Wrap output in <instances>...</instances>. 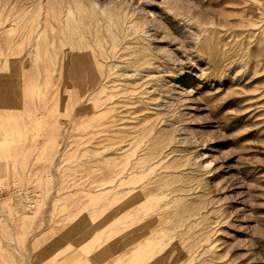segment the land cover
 <instances>
[{"label":"rangeland","instance_id":"374dc122","mask_svg":"<svg viewBox=\"0 0 264 264\" xmlns=\"http://www.w3.org/2000/svg\"><path fill=\"white\" fill-rule=\"evenodd\" d=\"M0 264H264V0H0Z\"/></svg>","mask_w":264,"mask_h":264},{"label":"bare ground","instance_id":"6f19581e","mask_svg":"<svg viewBox=\"0 0 264 264\" xmlns=\"http://www.w3.org/2000/svg\"><path fill=\"white\" fill-rule=\"evenodd\" d=\"M98 113H99L98 115H99L100 119H103L105 117V121L101 122L100 126L104 127L105 125L109 124V125L112 126L113 129L115 128V130H116V126L118 124H120L119 122L121 120H123L124 118L130 117L129 115L121 116L119 114V112L116 113V109L115 108H113V107L112 108H109V107L107 108V107L104 106V104H102L100 106V110H99ZM106 117H108V118H106ZM101 133H104V130H101ZM105 147H106L105 146V142H104V140L102 138L99 141V150L103 151L105 149ZM130 150L131 149L129 148L128 144H117V143L115 144L114 148L112 149L111 156H110L111 157L110 161H111V164L115 168L116 171L112 174L111 181L117 188L122 186L125 183H128L130 178L134 174L132 171L126 172V173H122L119 170L117 171V168H119L120 165H121V157L127 155L128 153H130ZM163 160H164L163 157L158 159L154 163V165L161 164L163 162ZM120 192L121 191H119L118 189L115 192L114 207H113V211H112L113 216L115 218H119V219L122 218V217L123 218H129V219H135L137 217V215L139 214V212H143L142 208H140L137 205H133L130 201H127V202H124L123 204H121V202H122V200H121L122 199V194ZM149 225H150V223H149ZM151 226L153 228L154 225H151ZM129 227H130V225H129Z\"/></svg>","mask_w":264,"mask_h":264}]
</instances>
